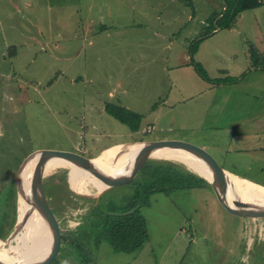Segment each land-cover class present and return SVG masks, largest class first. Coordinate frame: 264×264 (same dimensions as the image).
Wrapping results in <instances>:
<instances>
[{
    "label": "rangeland",
    "instance_id": "374dc122",
    "mask_svg": "<svg viewBox=\"0 0 264 264\" xmlns=\"http://www.w3.org/2000/svg\"><path fill=\"white\" fill-rule=\"evenodd\" d=\"M224 8V0H0V49L16 48L0 55V192L13 207L11 232V180L42 149L92 158L116 143L181 140L264 183V4L218 31L212 16ZM108 103L140 114L139 129L108 114ZM68 182L58 168L43 189L57 229L85 245L62 246L50 264H264V216L212 187L139 192L146 237L115 251L87 217L101 195L105 208L120 207L134 186L83 195Z\"/></svg>",
    "mask_w": 264,
    "mask_h": 264
},
{
    "label": "trees",
    "instance_id": "16d2710c",
    "mask_svg": "<svg viewBox=\"0 0 264 264\" xmlns=\"http://www.w3.org/2000/svg\"><path fill=\"white\" fill-rule=\"evenodd\" d=\"M224 4L225 8L219 12H215L212 16L213 21L218 17L215 23L218 29L230 28L238 12L244 9L258 7L264 4V0H224ZM105 110L118 121L127 125L131 131L135 132L139 129L140 114L129 110L125 106L110 103L105 105ZM135 173H137L135 179L122 181L125 184H129L130 182L135 188L134 195L127 203L120 207L105 208L101 195L97 199L96 206H94L92 212L87 217V223L92 228L95 227L98 229V233L107 241L111 242L110 244L115 251H128L140 247L146 237L145 220L139 209L140 205L144 204L147 200L145 197L139 199V192H144L146 195L154 191L167 193L170 190L177 189L211 187L203 178L190 172L184 166L155 158H148L143 161ZM12 186L13 196H15L16 189L14 181H12ZM1 196L2 193H0V201L2 200ZM3 205L0 203V238L7 237V234H3L2 232L4 222L9 216L12 222L14 218L12 205L11 209L8 204H5L4 207ZM102 206L105 208L104 210ZM74 232L58 230V241L55 251L61 250L63 248L62 246L67 249L82 251L85 244L81 238L75 237ZM39 234V243L44 253H46L47 248L45 246H47L49 240V232L44 223H39ZM30 241L31 235L29 234L26 246L30 244ZM61 251L65 253V249ZM258 259L264 261V257H258Z\"/></svg>",
    "mask_w": 264,
    "mask_h": 264
},
{
    "label": "water",
    "instance_id": "95a60500",
    "mask_svg": "<svg viewBox=\"0 0 264 264\" xmlns=\"http://www.w3.org/2000/svg\"><path fill=\"white\" fill-rule=\"evenodd\" d=\"M127 145H132L134 147L137 146L135 150V154L131 159V161L128 164H126L122 170L121 169L114 170L111 174L106 175L105 177L102 174H97V172L92 168L90 161L91 158H86L74 153H70V152L64 153L63 151L42 149L32 152L28 156H26L24 160H22L21 164L17 169L14 178L15 189H16V193L18 194V197L21 196L28 203L29 207L37 211L39 215L43 218V221L47 226L49 232V240L47 246H45L47 250L43 258L39 260L6 262L0 259V264H48L53 258L58 241V229L56 226L55 217L52 214L53 212L51 210V207L45 195V191L43 189L44 176L42 175V173L47 162L54 159L61 160L77 169L89 171L93 174L103 176L105 178L104 180L108 183L107 187L104 190H102L105 191L107 188L112 187L124 181L127 177L132 175L137 170V168L142 164L143 161H145L148 158H151L150 157L151 152L156 150H179L199 161V163L202 165L204 169L202 174L195 171H191L187 167L186 169L203 178L218 193L219 195L218 197L228 201L230 205L236 207L237 210L239 211L251 215L264 216V198L243 197L240 196L241 194L233 191L232 188L226 182V179L228 178L227 173L230 171L223 169L213 159H210L208 157L203 158L202 156H200V154L203 152L200 147L194 146L190 143L181 140H146V141L133 142ZM34 155H38L37 163L34 166V169L30 176L28 186L25 187L22 184L21 172L25 167V165L27 164L29 158ZM99 196L100 195H98L97 197ZM19 227H20L19 221L17 218L16 227L14 228V231H12L6 237L7 241L11 239L14 233L18 232ZM0 240H5V239H0Z\"/></svg>",
    "mask_w": 264,
    "mask_h": 264
},
{
    "label": "bare ground",
    "instance_id": "6f19581e",
    "mask_svg": "<svg viewBox=\"0 0 264 264\" xmlns=\"http://www.w3.org/2000/svg\"><path fill=\"white\" fill-rule=\"evenodd\" d=\"M137 146L118 145L109 148L110 150L90 160L92 168L97 174L104 177L111 174L114 170H122L128 164L135 154ZM151 158L173 160L181 163L191 171L203 173L204 169L198 160L192 158L179 150H156L150 153ZM38 155L29 158L27 164L21 172L23 186L27 187L30 176L37 163ZM131 165V164H130ZM58 168H66L67 178L70 187L78 194L90 195L93 192H101L108 183L101 175L93 174L89 171L77 169L61 160H51L47 162L43 169V176L54 172ZM226 182L233 191L241 194L240 196L248 198H264V186L245 178H241L233 173H227ZM18 221L19 230L14 233L10 240H0V259L6 262H18L28 259L39 245V222L36 211L29 207L28 203L21 197H18ZM31 235L29 247L26 241ZM24 247H27L24 251Z\"/></svg>",
    "mask_w": 264,
    "mask_h": 264
},
{
    "label": "crops",
    "instance_id": "0c3cea01",
    "mask_svg": "<svg viewBox=\"0 0 264 264\" xmlns=\"http://www.w3.org/2000/svg\"><path fill=\"white\" fill-rule=\"evenodd\" d=\"M220 10L219 9H217V11H216V9H215V11L214 12H219ZM218 31H219V29H218ZM3 41H4V43L6 44L8 41H6L5 40V38H3ZM171 43V40L169 39L168 40V42H167V44H170ZM8 46L7 47H9V48H7L6 47V49L5 48H3V47H1V49H0V55L1 54H3V58L5 59L6 57H7V55H6V52H4L5 50H9V49H12V52H10V54H12V53H14L15 52V47L13 46V45H10V44H7ZM173 45V44H172ZM171 45V46H172ZM14 51V52H13ZM16 53V52H15ZM14 56V55H13ZM125 107L126 108H128V106L127 105H125ZM147 126H150V125H147ZM146 126V127H147ZM129 128V127H128ZM145 129V128H144ZM136 132V131H135ZM120 144V143H116V144H113V145H116V146H118V145ZM113 145H111V146H113ZM111 146H109V147H111ZM106 149V148H105ZM102 150H104V149H102ZM102 152V151H101ZM104 152H106V151H103L102 153H100L99 155H101V154H103ZM99 155H97V156H99ZM96 155H94L93 157L95 158V157H97ZM92 157V158H93ZM91 158V157H90ZM91 158V159H92ZM19 167V166H18ZM222 168L223 169H225V170H228V171H230V172H232V173H234V174H236V175H239V176H241V177H244V178H247V179H249L248 177H246L244 174H241V173H235L233 170H231V169H227L226 167H223L222 166ZM15 178V177H14ZM14 178H12V180H11V182L12 181H14ZM249 180H251V181H253V182H256V183H258V184H261V185H263L264 186V183L263 182H260V181H256V180H252V179H249ZM14 185H15V181H14ZM1 193V192H0ZM0 203H4V200H1L0 201ZM10 216L7 218V220L4 222V226H3V230H2V232H3V234H10V232H11V225H12V223H10ZM6 225H8L9 226V229H8V227H7V229H5V227H6ZM0 239H4V238H0ZM30 245V244H29ZM29 245L27 246V247H29ZM27 247H24V249H22L23 251L27 248ZM40 248H41V246L40 245H38L37 247H36V249H35V251L32 253V255L28 258V259H26V260H24V261H34V260H39V259H42L43 258V256L45 255V253H44V251H43V249H41L40 250ZM65 256V255H64ZM65 258V257H64ZM48 264H50V262L48 263Z\"/></svg>",
    "mask_w": 264,
    "mask_h": 264
},
{
    "label": "built area",
    "instance_id": "2783aa9c",
    "mask_svg": "<svg viewBox=\"0 0 264 264\" xmlns=\"http://www.w3.org/2000/svg\"><path fill=\"white\" fill-rule=\"evenodd\" d=\"M152 129V126H147L144 131H150Z\"/></svg>",
    "mask_w": 264,
    "mask_h": 264
}]
</instances>
